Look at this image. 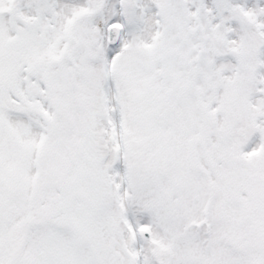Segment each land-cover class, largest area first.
I'll list each match as a JSON object with an SVG mask.
<instances>
[{"label":"snow or ice","instance_id":"6c2138e0","mask_svg":"<svg viewBox=\"0 0 264 264\" xmlns=\"http://www.w3.org/2000/svg\"><path fill=\"white\" fill-rule=\"evenodd\" d=\"M0 264H264V0H0Z\"/></svg>","mask_w":264,"mask_h":264}]
</instances>
